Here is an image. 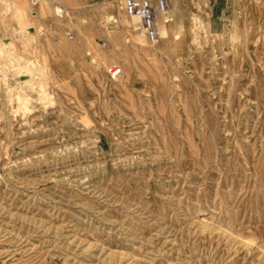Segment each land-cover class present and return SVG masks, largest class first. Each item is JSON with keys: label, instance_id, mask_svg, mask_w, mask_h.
<instances>
[{"label": "rangeland", "instance_id": "obj_1", "mask_svg": "<svg viewBox=\"0 0 264 264\" xmlns=\"http://www.w3.org/2000/svg\"><path fill=\"white\" fill-rule=\"evenodd\" d=\"M122 2L0 0V264H264V0Z\"/></svg>", "mask_w": 264, "mask_h": 264}, {"label": "bare ground", "instance_id": "obj_2", "mask_svg": "<svg viewBox=\"0 0 264 264\" xmlns=\"http://www.w3.org/2000/svg\"><path fill=\"white\" fill-rule=\"evenodd\" d=\"M6 3V2H5ZM8 3V2H7ZM38 3H39V1H38ZM119 8L121 9V11L122 12H120V21H121V25L126 29V30H128V31H130V32H132V34H133V37H134V41H135V44L137 45V46H139V47H142V48H144V49H146V43H148L150 40H149V38L147 37V35H146V33H145V31H143V33H142V31L140 32V30H139V28L140 29H142L141 28V26H140V19H139V17H137V16H130V15H128L125 11H124V9L122 8V4L120 3V5H119ZM57 11H58V14H62V12H63V9L62 8H58L57 9ZM256 12H257V14H256V17H258V18H264V4L263 5H259L258 7H257V9H256ZM37 12L36 11H31V16L32 17H35L37 14H36ZM26 15V14H25ZM127 17L126 19H124L123 17ZM21 17L23 18L24 16H23V14L21 13ZM28 17V16H27ZM160 18H159V21H158V32L159 33H161L162 35H164V42H163V44H162V46H161V49H160V51L162 52V53H165V54H170L172 51H174L175 52V56L176 57H178L179 58V60H180V54L174 49V48H172V46H170V45H172L173 43H174V34H173V32H172V26H171V21H170V14H169V9H167L165 12H162L161 14H160V16H159ZM24 18H26V16L24 17ZM129 19H130V21L131 22H129L128 23V21H129ZM137 19L139 20V21H137ZM135 21V22H134ZM27 22H29V21H27ZM25 25V24H24ZM26 26H28L27 28H29V27H31L30 26V24H26ZM25 26V27H26ZM24 27V26H23ZM24 27V28H25ZM22 28V27H21ZM21 28H19V29H21ZM18 29V28H17ZM21 30H23V29H21ZM21 30H19V32L21 31ZM36 30V29H35ZM17 31V30H16ZM24 31H26V30H23V32ZM35 32V31H34ZM36 33V32H35ZM17 34H18V31H17ZM23 34V33H22ZM26 34H28V31H26ZM31 34V33H30ZM38 34V33H37ZM36 34V35H37ZM20 35V34H19ZM19 35H17V36H19ZM35 35V36H36ZM31 36H33V35H31ZM31 36H30V41H31V39H34V38H31ZM26 37V36H25ZM24 36L22 37V39H24L25 38ZM18 38V37H17ZM19 38H20V36H19ZM21 39V40H22ZM27 40V39H26ZM23 41V40H22ZM1 42V41H0ZM32 42V41H31ZM150 42H152V41H150ZM3 43V42H2ZM11 43V42H10ZM23 43V42H22ZM28 43V42H27ZM30 43V42H29ZM152 43H155V42H152ZM11 45H12V43H11ZM16 45V44H15ZM14 45V46H15ZM172 48V49H170V51L169 50H167V48ZM168 48V49H169ZM17 50V49H16ZM0 51H1V53H4L3 51H2V46H0ZM17 52V51H16ZM16 52H14L15 53V55H16ZM13 53V52H12ZM12 53H10V52H8V55H6L5 53V55L7 56V58H8V56H9V58L10 59H8V61L9 60H11V58H12ZM17 53H19V52H17ZM3 54V55H4ZM2 55V54H1ZM4 55V56H5ZM2 57V56H1ZM13 57H14V55H13ZM18 57H19V54H18ZM4 58V57H3ZM15 59V58H14ZM13 59V60H14ZM2 61H3V59H2ZM4 61H6V58H5V60ZM14 61H16V60H14ZM9 62H12V61H9ZM17 62V61H16ZM19 62V61H18ZM18 62H17V64H18ZM7 63V62H6ZM15 63V62H14ZM20 65V64H19ZM21 66V68H24L25 69V67L26 66H28V64L26 65V63H25V65L23 64V65H20ZM114 66H116L115 68H117V67H119L118 65H114ZM31 67V66H30ZM28 68V70H31V69H29V67H27ZM27 68H26V70H27ZM114 68V69H115ZM113 69V70H114ZM26 70H24V71H26ZM27 70V71H28ZM23 71V70H22ZM112 72V71H111ZM122 75V72H121V74L120 75H118V76H116V78L117 77H119V76H121ZM43 78H45V77H43ZM34 80V79H33ZM26 82H28V84H30L29 82H31L30 81V79H26L25 80ZM43 81V80H42ZM43 82H41V86H43V84H42ZM46 85H47V83H45ZM44 84V85H45ZM8 93H9V90H8ZM12 93V92H11ZM14 93V92H13ZM10 94V93H9ZM10 96V95H9ZM9 98V101H10V99L11 98H13V97H8ZM20 99V98H19ZM11 102H12V100H11ZM8 104H6L7 106H9V102H7Z\"/></svg>", "mask_w": 264, "mask_h": 264}, {"label": "built area", "instance_id": "obj_3", "mask_svg": "<svg viewBox=\"0 0 264 264\" xmlns=\"http://www.w3.org/2000/svg\"><path fill=\"white\" fill-rule=\"evenodd\" d=\"M33 6L39 0H30ZM170 0H123L122 8L130 16L140 19V26L145 31L150 41L157 43L161 38L158 32V17L168 9ZM112 66L110 69L113 77L121 74L122 68ZM115 68V69H114ZM114 69V70H113Z\"/></svg>", "mask_w": 264, "mask_h": 264}, {"label": "crops", "instance_id": "obj_4", "mask_svg": "<svg viewBox=\"0 0 264 264\" xmlns=\"http://www.w3.org/2000/svg\"><path fill=\"white\" fill-rule=\"evenodd\" d=\"M81 1H83V0H75V3L76 4H80ZM216 1L217 0H215L214 4L216 3ZM6 2H8V1H6ZM40 2H41V4H44V5L47 4L48 6H50V4H52L54 6L55 14L59 15L57 9L58 8H62V6L63 7H67L68 3L69 2L72 3L73 0H39V3L36 5L37 7L35 6V8H38V10H39V4H40ZM8 3H10V2H8ZM41 11H44V9L41 10Z\"/></svg>", "mask_w": 264, "mask_h": 264}]
</instances>
